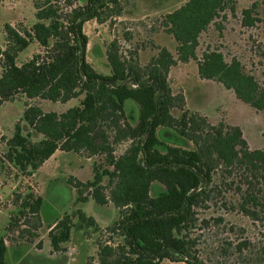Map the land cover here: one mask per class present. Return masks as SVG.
Masks as SVG:
<instances>
[{
	"label": "trees",
	"instance_id": "trees-1",
	"mask_svg": "<svg viewBox=\"0 0 264 264\" xmlns=\"http://www.w3.org/2000/svg\"><path fill=\"white\" fill-rule=\"evenodd\" d=\"M62 1L36 0L37 22L31 28L5 25L0 105L25 96L24 121L42 139L24 135L17 123L12 138L0 133V142L7 147L4 159L24 177L33 176L57 151L99 159L92 181L68 180L76 190L77 203L92 199L119 211L118 219L103 230L107 236L99 237L97 261L90 258L88 264H162L165 260L205 264L192 234L209 223L200 214L218 191L219 184L212 186L214 175L220 170V182L231 179L239 191L242 188L237 209L257 222L264 209V151L251 149L239 127L213 125L186 110L184 97L174 95L168 76L178 62L197 61L201 79L218 82L244 104L264 111V88L237 58L228 62L219 50L204 52L201 60L197 56L202 34L226 18L223 13L233 1L188 0L163 17L162 26L176 44L177 58L160 48L141 66L124 57L116 41L110 42L105 53L109 76L100 75L87 61L89 38L84 26L121 17L120 0H84L77 7L66 1L71 8L67 12L61 10ZM256 8L253 4L242 11L244 27L257 23ZM217 28L222 29L221 24ZM33 42L44 52L18 66L17 57ZM73 99L79 105L63 113H46L37 103L66 104ZM128 101L135 103L138 112L133 123ZM175 109L180 111L178 117ZM125 143L128 147L116 155L117 147ZM13 201L18 213L6 228L7 236L0 239V264H9L7 238L15 229L25 227L19 231L20 238L37 237L43 226L40 195L29 188ZM75 218L79 229L102 231L93 217L76 210L48 228L53 253L64 251ZM212 220L223 221L222 217ZM36 247H42L41 241ZM259 251L264 262V245Z\"/></svg>",
	"mask_w": 264,
	"mask_h": 264
},
{
	"label": "rangeland",
	"instance_id": "rangeland-1",
	"mask_svg": "<svg viewBox=\"0 0 264 264\" xmlns=\"http://www.w3.org/2000/svg\"><path fill=\"white\" fill-rule=\"evenodd\" d=\"M36 0H0V49L6 46L5 25L17 29L31 28L36 22ZM81 6L84 0H63L61 10ZM188 0H120L122 16L113 18L104 24L87 22L84 33L89 38L87 61L102 76H109L111 69L106 59V45L116 41L124 57H132L139 65L145 66L160 48H167L177 58L176 44L163 26V17L184 5ZM223 13L225 19H218L202 34L197 50L198 59L204 52L219 50L230 62L237 58L246 72L253 75L264 88V0H232ZM256 4L253 27L242 25V11ZM233 9V10H232ZM221 24L222 29L217 25ZM36 42L19 54L16 64L21 66L35 54L43 53ZM2 67L0 66V78ZM174 95L184 97L185 109L208 119L213 125L221 123L239 127L251 149L264 151V111L259 112L240 101L233 91L225 89L212 80L201 79L198 74V62L180 63L172 67L168 76ZM28 99L21 95L13 102L0 105V133L10 139L15 133L17 123H21L24 135L33 134V140L42 136L34 133L24 121ZM41 109L48 112L63 113L79 105L78 99L66 104L38 100ZM128 113L131 122L137 120L138 112L134 102L128 101ZM174 116L180 111L175 109ZM128 143L117 147L116 155L123 153ZM7 147L0 142V239L7 236L6 228L12 217L17 215L18 207L13 201L15 195H25L31 188L43 199L41 217L43 226L37 237L24 234L18 237L21 226L7 238V261L9 264H88L90 258L97 261L99 237L107 234L103 230L115 222L119 211L114 206H99L92 199L86 203H77L76 190L68 183L70 178L82 182L93 180V166L98 158H86L74 152L57 151L31 177H24L4 159ZM220 170L214 175L212 186L218 185L208 206L202 210L200 218L209 221L196 228L192 236L196 237L198 256L205 264H264L260 257V248L264 245V209L259 213V221H252L243 215L239 207L242 188L228 181L218 180ZM107 180H104L106 183ZM157 184V183H156ZM231 184V185H230ZM244 189V188H243ZM81 210L93 217L102 229L95 232L92 228H81L78 219H74L71 237L63 245L64 251L52 252L48 237V228L65 215ZM222 217L221 223L214 218ZM102 233V234H101ZM101 234V236H100ZM41 241V248L36 244ZM246 244V246H242ZM240 246V249H239ZM162 264H186L165 260Z\"/></svg>",
	"mask_w": 264,
	"mask_h": 264
},
{
	"label": "crops",
	"instance_id": "crops-1",
	"mask_svg": "<svg viewBox=\"0 0 264 264\" xmlns=\"http://www.w3.org/2000/svg\"><path fill=\"white\" fill-rule=\"evenodd\" d=\"M54 224V223H53Z\"/></svg>",
	"mask_w": 264,
	"mask_h": 264
}]
</instances>
